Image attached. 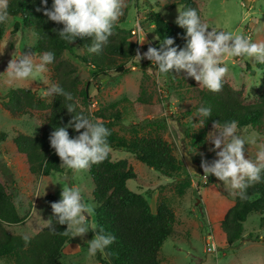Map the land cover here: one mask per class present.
Here are the masks:
<instances>
[{
    "label": "rangeland",
    "instance_id": "obj_1",
    "mask_svg": "<svg viewBox=\"0 0 264 264\" xmlns=\"http://www.w3.org/2000/svg\"><path fill=\"white\" fill-rule=\"evenodd\" d=\"M10 0H8L9 2ZM176 0H125L124 15L120 17L121 29L131 32L133 43L138 45L154 44L157 36L154 27L147 22V13L153 10L168 23L174 24L182 11L181 6H173ZM200 18L211 29L249 36L253 42H264V0H195ZM179 10V11H178ZM18 18L9 17L5 33L0 40V180L15 195L16 203L22 215L27 211L29 218L23 225L5 226L13 235L35 236L48 225L52 213L46 208L44 198L53 194L61 199L63 186L75 184L83 190L85 200L94 208L92 192L94 184L89 171L75 172L66 167L63 173H53L48 177L34 176L29 173L24 156L18 153L13 139L18 134L36 136L39 123L28 115L13 117L2 106V98L14 88H27L36 91L47 102L53 96L43 92L52 86L49 69L24 81L12 80L6 70L12 58L20 54H35L37 37L32 29L22 28L13 35V26ZM124 21V22H123ZM139 21L137 30L136 24ZM143 42V43H142ZM82 50L75 48L66 53V59L72 61L80 70L81 90L90 88V104H84L79 98L81 108L91 113L102 109L115 108L122 113V121L114 131L127 139L160 134L174 149L181 163L179 172L166 177L149 168L126 150L112 149L114 161L127 160L137 174L130 180V190L143 195L153 212L160 202H166L175 212L174 234L165 242L159 258L162 264H264V229L260 228V216L253 213L244 223V238L229 246L221 229V221L234 205L238 190L217 180L214 176H205L203 169L194 162L214 147L207 136L214 131L210 126L204 130L199 121L198 102L205 88L187 77L186 73L175 71L165 76L155 65L150 68L138 66L140 62L132 57L126 61L130 72L117 75L94 77L95 70L83 63L77 55ZM229 68L225 77L234 89L242 91L244 101L256 103L264 95V73L257 70L253 58L246 56L223 58ZM250 66L248 68L247 66ZM151 69V70H149ZM112 110V111H114ZM257 133L254 129H241V134ZM257 145L264 144V136L257 133ZM257 145H246V157L255 159ZM216 158V155H215ZM89 226L95 225V215L89 218ZM96 231V229H95ZM95 232L89 231L83 237H74L75 242L64 250L63 261L75 264H100L97 256L88 255V242ZM258 238V239H257ZM214 246L216 251H207ZM79 253V254H77ZM108 264H114L113 258L105 251L102 254ZM0 264H15L12 260L0 259Z\"/></svg>",
    "mask_w": 264,
    "mask_h": 264
},
{
    "label": "trees",
    "instance_id": "obj_2",
    "mask_svg": "<svg viewBox=\"0 0 264 264\" xmlns=\"http://www.w3.org/2000/svg\"><path fill=\"white\" fill-rule=\"evenodd\" d=\"M52 2L53 0H47L49 9ZM8 4L9 17L19 19L13 26L12 34L16 35L22 28L35 32L38 57L45 51L55 53L54 63L47 66L52 85H59L73 97L68 101L63 96L54 95L47 102L36 91L14 88L2 98L3 108L13 117L28 115L39 123L38 135L20 133L13 139L18 153L26 159L29 173L48 177L66 170V166L61 165L60 158L51 147L49 137L56 127L68 125L73 115L83 114L88 118H99L110 130L108 142L112 149L133 153L138 161L163 176L176 175L181 163L177 160L171 144L160 134L131 139L120 137L114 131V127L122 121L119 110L112 107L91 113L81 108V96L84 104H90V88L81 90L80 70L72 61L66 59L65 54L73 53L75 48L82 50V54L77 56L83 63L93 67L96 78L107 77L111 72L125 75L130 72L125 60L134 57L138 49L143 54L149 46L159 48L160 42L166 37L174 39V46L183 48L186 43V29L179 27L177 23L166 22L160 14L150 10L147 13V22L154 27L157 36L154 44L141 46L133 43L130 41L131 32L121 29L119 24L122 22L118 21L108 45L96 54L88 51L91 38H76L71 43L61 39L58 33L63 25L50 21L43 15V11H36L37 8L43 9L41 0H10ZM176 5L181 6L182 11L195 8L200 16L195 0H176L173 6ZM6 24L7 21L0 23V40L5 33ZM138 66L153 67L147 59L142 60ZM247 67L250 68L249 65ZM256 68L264 73V64L257 62ZM69 103L75 106L74 113L68 112ZM205 106H211L212 114L211 117L204 118L198 113L199 118L205 120L204 130L214 122L235 120L239 130L251 128L264 136V95L258 102L248 104L244 101L242 91L234 89L224 80L223 88L218 93L210 92L206 88L201 91L198 110ZM68 131L70 137L79 135L73 128ZM214 159L215 155L204 153L198 155L194 162L202 169V160L211 163ZM88 171L94 184L92 197L96 204L95 229L98 231L103 228L105 232L116 237L115 242L105 250L113 258L114 264H162L160 252L175 231L176 216L173 208L166 202H160L154 213L143 195L129 189L127 183L137 179V174L125 159L114 161L109 154L107 159L92 165ZM247 194L249 198L246 200H241L236 194L234 205L221 221V229L229 246L244 238V223L253 213L260 216V228L264 229V179L250 186ZM59 200L57 196L49 194L44 198V204L52 213L51 203ZM29 215L28 211L25 215L20 213L14 193L0 180V259H10L15 264H75L63 261L65 248L75 242L72 232L63 234L67 225H58L53 220L56 231H51L47 226L35 236H29L28 243H25L24 235H13L7 231L6 225H23ZM102 254L98 252V262L108 264Z\"/></svg>",
    "mask_w": 264,
    "mask_h": 264
},
{
    "label": "clouds",
    "instance_id": "obj_3",
    "mask_svg": "<svg viewBox=\"0 0 264 264\" xmlns=\"http://www.w3.org/2000/svg\"><path fill=\"white\" fill-rule=\"evenodd\" d=\"M41 4L43 9L37 8V12L43 11V15L50 21L63 25L58 33L61 39L71 43L76 38H91L88 51L96 54L108 45L126 7L125 0H53L50 9L47 0H41ZM8 7V0H0V23L8 20ZM176 23L186 29V43L183 48L174 46V39L166 37L160 42L159 48L149 46L143 54L138 49L133 59L138 62L142 59L151 61L156 70L165 76L173 71L184 72L199 86L213 93L222 90L224 79L229 73L223 60L225 56H246L264 64V42H253L250 36L242 34L215 29L209 31L208 25L201 21L195 8L179 11ZM136 27L141 31L139 21ZM34 56L35 54H20L19 57L12 58L7 66V76L17 81L35 78L46 72L47 66L55 60V53L52 51L43 52L39 62H36ZM43 95H60L68 101L73 99L71 93L55 84L45 90ZM67 110L74 113L75 106L69 103ZM198 113L204 118L211 117V106L201 107ZM204 122L205 120L199 121L201 127ZM212 127L214 131L208 134L207 141L214 145L210 151L215 152L216 158L211 163L202 160L204 175L214 176L230 185L232 189L238 190L236 194L241 200H246L249 198L247 189L264 179V144L257 145L258 134L255 132L241 134L235 120L214 122ZM69 128H73L79 135L70 137ZM110 135V130L99 118L76 114L68 125L56 127L49 140L62 162L61 165L75 172H82L108 158L112 152L108 142ZM249 144L258 147L255 159L248 155L246 157V145ZM50 206L53 218L46 224L51 231H56L53 223L55 220L58 225H67L64 235L72 232L73 237H83L90 230L95 232L93 239L88 242L89 256H94L97 252L104 253L115 242L116 237L113 234L105 232L103 228L95 231V225L89 226L88 221L94 215L95 208L85 200L80 186H63L61 199ZM23 239L25 243L30 241L27 234Z\"/></svg>",
    "mask_w": 264,
    "mask_h": 264
},
{
    "label": "built area",
    "instance_id": "obj_4",
    "mask_svg": "<svg viewBox=\"0 0 264 264\" xmlns=\"http://www.w3.org/2000/svg\"><path fill=\"white\" fill-rule=\"evenodd\" d=\"M248 34L250 36V33H248ZM207 251L213 252V251H216V249L214 248V246H212V247L210 246V247H208Z\"/></svg>",
    "mask_w": 264,
    "mask_h": 264
},
{
    "label": "crops",
    "instance_id": "obj_5",
    "mask_svg": "<svg viewBox=\"0 0 264 264\" xmlns=\"http://www.w3.org/2000/svg\"><path fill=\"white\" fill-rule=\"evenodd\" d=\"M73 186H76L75 184H73ZM73 245V244H72ZM72 245H70V246H72ZM69 247V246H68ZM77 254H79V253H77Z\"/></svg>",
    "mask_w": 264,
    "mask_h": 264
}]
</instances>
